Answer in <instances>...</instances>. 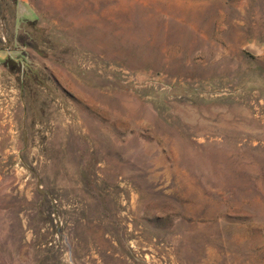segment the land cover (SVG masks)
<instances>
[{
	"label": "rangeland",
	"instance_id": "374dc122",
	"mask_svg": "<svg viewBox=\"0 0 264 264\" xmlns=\"http://www.w3.org/2000/svg\"><path fill=\"white\" fill-rule=\"evenodd\" d=\"M0 264H264V0H0Z\"/></svg>",
	"mask_w": 264,
	"mask_h": 264
}]
</instances>
